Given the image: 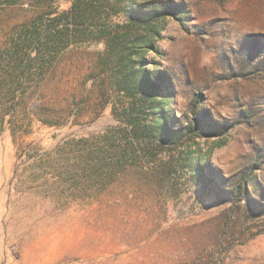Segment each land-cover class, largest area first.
<instances>
[{
    "label": "rangeland",
    "instance_id": "1",
    "mask_svg": "<svg viewBox=\"0 0 264 264\" xmlns=\"http://www.w3.org/2000/svg\"><path fill=\"white\" fill-rule=\"evenodd\" d=\"M8 1L0 264H264V0Z\"/></svg>",
    "mask_w": 264,
    "mask_h": 264
},
{
    "label": "trees",
    "instance_id": "2",
    "mask_svg": "<svg viewBox=\"0 0 264 264\" xmlns=\"http://www.w3.org/2000/svg\"><path fill=\"white\" fill-rule=\"evenodd\" d=\"M15 1L16 0H9L8 3H14ZM74 9L75 8H73L72 10ZM109 35H111L110 32H106V30L104 29H99L98 32L94 35L93 41L109 39ZM121 37L123 36L119 37V34L117 33L111 36L110 40H108V47L113 41L119 40ZM122 39L124 40V37ZM60 41L61 37L57 35L51 34V36H49L48 34H46V36L43 37V35H39L35 30H32L26 35V37H24V40L20 42L16 48L9 52V56L7 57V59L8 61L14 62L19 68L25 67L28 69L34 62L33 58H28V52L35 50L38 56L45 54L53 55L54 50L60 47ZM47 61L49 62V60ZM135 86L139 88L141 87L143 88V90H146L142 94L147 95V97H145L146 100L154 103L152 104L155 105L152 106L153 108H162L161 105L164 104V102L162 100H158L155 97L154 94L156 93V86L150 85L149 80L145 79L143 76V78H139L135 81ZM163 98L165 99V96ZM154 113L156 114L157 111H154Z\"/></svg>",
    "mask_w": 264,
    "mask_h": 264
}]
</instances>
